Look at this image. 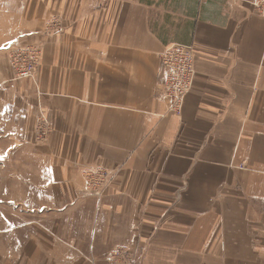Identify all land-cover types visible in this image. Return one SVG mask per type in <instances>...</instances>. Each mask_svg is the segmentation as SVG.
Listing matches in <instances>:
<instances>
[{
	"label": "crops",
	"instance_id": "1",
	"mask_svg": "<svg viewBox=\"0 0 264 264\" xmlns=\"http://www.w3.org/2000/svg\"><path fill=\"white\" fill-rule=\"evenodd\" d=\"M193 2L156 32L153 0H40L17 42H41L38 70L17 81L0 57V220L74 215L62 241L126 245L136 264H264V17L249 0ZM175 18L185 35L162 36ZM172 43L196 53L181 115L160 92ZM95 165L111 176L100 197L84 190Z\"/></svg>",
	"mask_w": 264,
	"mask_h": 264
},
{
	"label": "rangeland",
	"instance_id": "2",
	"mask_svg": "<svg viewBox=\"0 0 264 264\" xmlns=\"http://www.w3.org/2000/svg\"><path fill=\"white\" fill-rule=\"evenodd\" d=\"M153 1V6H150L149 9V24L156 32L162 31L159 29L160 25H166L170 21L171 18L168 15H171L172 12H175L173 14L178 17L177 14L183 11L184 2L185 4L195 5L193 0H189V3L187 0ZM186 9H189L188 5ZM44 12L45 8L40 5V0H0V57L5 54L7 63L9 54L13 53L14 50V48L9 50V46H14L13 44L24 38L27 39L29 35L33 34L31 32L32 26L36 24V21H39L41 13ZM175 19L177 25L173 27L174 32L173 30H167V32L161 33L162 36L173 38L185 35L183 32L184 26L178 24L181 18ZM48 23V30L50 29L54 34L57 30L61 31L60 24L55 19H50ZM29 40L23 44L37 45L41 60V42L39 44L31 39ZM8 67L11 70L12 78L13 76L15 77L9 63ZM38 67L36 65L32 72L37 71ZM32 75L24 79L16 78L15 80L27 81L32 78ZM36 109H38V116L35 121L36 125L32 139L36 145L43 146L49 142L52 124L42 106L37 105ZM41 132H45V134ZM68 212L67 210L66 213L68 214ZM37 213L35 207L30 214L29 220L18 219L13 222L0 220V264H136L138 260L136 257L132 258L127 255L129 247L126 245L112 246L106 249L105 252H96L92 248L85 250L75 249L67 239L63 240V242L61 236L67 228H76L78 225L77 217L73 215V217L64 218L58 214L55 218L54 211L47 210V208L40 212V218ZM4 216L5 214L1 218ZM55 222L60 225L58 234L53 229ZM45 225L49 228L45 231L46 234L44 233ZM41 229L43 230L42 233ZM61 232L63 233L61 234ZM78 260L79 262H77Z\"/></svg>",
	"mask_w": 264,
	"mask_h": 264
},
{
	"label": "built area",
	"instance_id": "3",
	"mask_svg": "<svg viewBox=\"0 0 264 264\" xmlns=\"http://www.w3.org/2000/svg\"><path fill=\"white\" fill-rule=\"evenodd\" d=\"M256 15L264 17V0H249ZM9 46L13 53L9 54L8 63L12 67L13 79H24L32 75L39 65L40 51L38 46L15 43ZM195 49L191 45L172 43L160 52V63L164 70V78L160 84V92L168 100L169 112L181 115L188 90L193 83ZM45 134V132H41ZM42 136V135H41ZM110 171L106 166H89L83 170L84 190L87 194L102 196L103 188L110 181Z\"/></svg>",
	"mask_w": 264,
	"mask_h": 264
},
{
	"label": "snow or ice",
	"instance_id": "4",
	"mask_svg": "<svg viewBox=\"0 0 264 264\" xmlns=\"http://www.w3.org/2000/svg\"><path fill=\"white\" fill-rule=\"evenodd\" d=\"M0 158H2V157H0Z\"/></svg>",
	"mask_w": 264,
	"mask_h": 264
}]
</instances>
